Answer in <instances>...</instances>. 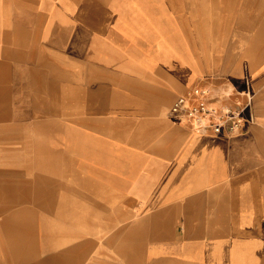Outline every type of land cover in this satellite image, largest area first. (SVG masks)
Returning <instances> with one entry per match:
<instances>
[{
	"label": "crops",
	"instance_id": "crops-1",
	"mask_svg": "<svg viewBox=\"0 0 264 264\" xmlns=\"http://www.w3.org/2000/svg\"><path fill=\"white\" fill-rule=\"evenodd\" d=\"M166 1L0 0V264H264V0ZM195 86L240 128L172 116Z\"/></svg>",
	"mask_w": 264,
	"mask_h": 264
},
{
	"label": "built area",
	"instance_id": "built-area-1",
	"mask_svg": "<svg viewBox=\"0 0 264 264\" xmlns=\"http://www.w3.org/2000/svg\"><path fill=\"white\" fill-rule=\"evenodd\" d=\"M249 105L250 99L247 105L232 107L212 95L210 89L195 86L178 95L169 112L178 119L191 122L198 131L227 133L240 128Z\"/></svg>",
	"mask_w": 264,
	"mask_h": 264
},
{
	"label": "rangeland",
	"instance_id": "rangeland-1",
	"mask_svg": "<svg viewBox=\"0 0 264 264\" xmlns=\"http://www.w3.org/2000/svg\"><path fill=\"white\" fill-rule=\"evenodd\" d=\"M168 2V0L166 1ZM118 3H125V0H118ZM155 4V3H158V0H134V4ZM180 3L181 5H187L189 7L190 5V0H180ZM238 3V0H192V8L191 10L195 13H197V16L198 15H202V19H205V20H208V19H211L213 20V23H214V26H215V31L214 33H219L221 32V23L222 21H227V20H232L234 19V17L238 14V12L236 11L237 10V4ZM233 5H236L235 7H233ZM234 9V10H233ZM229 10H233V11H229ZM207 11H210L212 13V16H211V13H207ZM135 13L139 14L140 13L137 11H135ZM169 19V17L167 16V20ZM171 20V19H169ZM183 20L185 21H188L189 20V17H188V13L186 14V16L183 18ZM32 131H35L34 129L31 128ZM3 142H6V152H9V149H13L14 147V144H13V141H3ZM24 142H28V141H25L23 140V145H22V148L24 146ZM33 142H36V143H39V146H41V142L42 141H33ZM3 147V145H2ZM24 149V148H23ZM39 154H38V163L37 164H47V163H51L52 160L49 156H45V155H42L40 153V151H38ZM6 158V163H10L12 160H14V157L13 155H7L5 156ZM22 160H21V163H22V167H29L31 164H36V159L37 157L36 156H25L23 155L22 157ZM29 159L31 160V164L29 162ZM63 174V173H62ZM67 174V173H66ZM23 209H19L16 211V214L17 215H20V213L22 212ZM27 211H25L26 213Z\"/></svg>",
	"mask_w": 264,
	"mask_h": 264
}]
</instances>
